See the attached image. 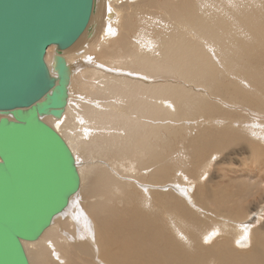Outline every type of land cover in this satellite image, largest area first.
<instances>
[{"label":"bare ground","instance_id":"bare-ground-1","mask_svg":"<svg viewBox=\"0 0 264 264\" xmlns=\"http://www.w3.org/2000/svg\"><path fill=\"white\" fill-rule=\"evenodd\" d=\"M258 1L232 0L235 15L212 23L206 0H95L75 45L49 48L46 63L65 87L64 105L60 117L48 112L40 119L68 144L80 187L37 241L24 242L30 264H55L50 248L66 253L67 264H264V196L251 203L264 188V149L257 145L264 136L255 122L264 120V2ZM231 20L240 38L231 36ZM13 113L0 112V120H14ZM202 118L217 131L202 127L191 142L198 170L190 178L174 172L153 142L161 131L175 135L181 121L197 126ZM237 142L253 146L255 174L245 171L231 192L223 183L205 186L219 160L210 149ZM125 198L133 211L116 206ZM122 211L129 221L118 218ZM219 218L237 227L228 233L242 234L241 246L253 232L247 253L233 249L234 238L200 245V238L207 243L218 235L215 225L225 227ZM91 220L90 239L84 235Z\"/></svg>","mask_w":264,"mask_h":264},{"label":"water","instance_id":"water-1","mask_svg":"<svg viewBox=\"0 0 264 264\" xmlns=\"http://www.w3.org/2000/svg\"><path fill=\"white\" fill-rule=\"evenodd\" d=\"M94 6L95 0H0V112H14V120H0V264H30L24 242L37 241L80 187L68 144L40 117H60L64 105L48 50L74 46Z\"/></svg>","mask_w":264,"mask_h":264},{"label":"rangeland","instance_id":"rangeland-1","mask_svg":"<svg viewBox=\"0 0 264 264\" xmlns=\"http://www.w3.org/2000/svg\"><path fill=\"white\" fill-rule=\"evenodd\" d=\"M206 2H207V4H206V8L204 10L205 11L207 10L206 11L207 14L205 15L207 22L215 23V21H217L220 16H224V17L228 18V14L226 12H229L231 15H235L234 11L231 7L232 0H206ZM258 2H264V0H259ZM256 5L258 6V3H256ZM263 7H264V3L262 4V8ZM254 9L255 8L252 5L251 11H254ZM226 22H228V21H226ZM229 23H231V25L234 27V28H231V30H230L231 36L234 39L240 38V36L242 34H240L239 25L237 23H234L233 20H231V22H229ZM158 32L161 33L162 31H158ZM171 32H173L175 34H180V31L176 32L175 29L174 30L172 29L170 31V33ZM224 77H225V75H224ZM243 79L245 80L244 77H242L241 80H243ZM78 80H79V78H78ZM223 80H228V79L225 77ZM79 81H81V80H79ZM172 82H177V81L173 80ZM194 92H197V90H195ZM226 95L227 94H225V96ZM235 111L237 112L238 110H235ZM221 114H223V110H222ZM235 118L237 119L238 116L235 115ZM244 118L247 121V120H251L252 117H250V115L248 113H245ZM202 119L200 120V122L197 126L190 123V122H194V121L186 122L187 124L185 122L181 121V122L177 123L176 125H174V127H173V132H175V135L168 136V134L166 132L161 131L160 137L162 136L163 139L161 138L158 141V143L155 141L153 142V143H155L153 145L154 148L157 147L155 149H157L161 152H163L162 150H164L165 152L163 154H168L167 155V161H165V162L169 161L168 165L174 169V172H176L179 169L180 171H184L185 174L187 173L188 176L190 175L189 176L190 178H194L195 175H192V173L193 172L195 173V170H198V168L196 167V164L194 163L193 150L190 147L191 142L194 141L195 140L194 138H196L198 136V132L204 130L203 128H205V130L217 131V127L213 124H209L210 121L207 118L206 119L202 118ZM207 122H209V123H207ZM255 122H256L257 126L262 127L258 131H259V133H262V135L264 136V130H263L264 129V120L261 118H256ZM182 123H184V124H182ZM240 123L241 122H238L235 124V130L236 131L239 129L241 131V129H243L242 128L243 126L240 125ZM181 124L183 125V127L179 126ZM199 125H201V127ZM185 126H186L187 131L185 130ZM183 130H184V132H183ZM177 132H181L183 135H178ZM164 133H166V134H164ZM257 145L264 149V142L260 141L257 143ZM251 147H253V146H251L250 144L246 145V143H240V142L225 143V146H220L219 148L212 147L210 149L211 154H213V153L218 154L219 160H218V164L216 166H210V168H212L211 175L209 178H207V180H209V181L206 180L207 183L205 186H208V183L211 182L213 184L210 183L208 187L214 188L216 186V184L223 183L224 185H226L228 187H232L231 189L228 188L230 190L229 192H231L234 188L232 184L239 177L246 175L245 171H247V174L249 171H252L254 173L255 167H257V164L256 165L251 164V163H253L252 162L253 161L252 156H251L252 152L250 151ZM232 161H233V163H232ZM80 162H81L82 166H86V163L84 164L85 161L81 160ZM165 162L163 164H165ZM137 164L138 163H136V165ZM136 165L134 164L135 167H137ZM223 169H226V170L224 171ZM148 176H150V175H148ZM263 177H264V175H263ZM149 179H150V177L147 178V182L149 181ZM171 179H174L173 174H171L169 182H171L170 181ZM263 186H264V183H263ZM214 190H215V188H214ZM197 191L194 190V191L190 192L191 200H192V197L195 195V192H197ZM261 196H264V188L263 187H262V190H260V193H258L254 196L251 203H254L255 201H257ZM207 202L209 205L211 204V208H213V210H216V207H218L217 204L216 203L214 204L213 201L211 202V201L207 200ZM121 203H122L121 205H120V203H118V205L116 204V206H120V208L122 207V209L125 208L126 211H124V212L131 211V210L133 211V207L135 205H133L132 203H129L126 200V198L123 201H121ZM261 204H263L261 206L264 207V202ZM202 208L203 209L207 208L208 212L213 213V211L210 210L209 207H207V206L202 207ZM124 212L122 211L121 213H117L118 218H121L123 216L126 220L129 221L132 216L131 217H125V215L123 214ZM254 214L255 213L252 212V215L248 216L245 221L250 222L251 219L255 217ZM219 219L222 222L223 226H225V227L220 228L222 225L221 226L218 224L215 225L218 229V235H216V236H209L208 235V239L210 241L207 243H204L202 241V239L200 238L199 239L200 245L202 247L206 248V247L212 246L213 244H215L218 241H225V240H228L230 238H234L236 240V244H235V247H233V249H235L238 252H242L244 249V251H245L244 253H247V250L249 248H251L252 245L254 244L253 232L249 231L250 235L249 236L247 235V238H248L247 242L241 246V245H239V242H240V236L242 234L240 236H233V234L229 235V233H228L230 228L232 230H236L237 227H233L231 225V223L225 222L221 218H219ZM261 219H264V215L262 216ZM258 222H255L253 224H257ZM208 229H212V227L210 226V228H208ZM94 230H95V222H94V220H91L90 221V229L87 230V231H89V233L87 235H84V237L91 239L94 235ZM212 231L215 232L214 228L212 229ZM50 249H51L50 250L51 258L55 264H67L69 262L67 254L64 253L61 249H59L57 253H56V250H52V248H50ZM28 250H29V252L30 251L32 253L34 252V249L32 247H29ZM34 264H37V263L34 262Z\"/></svg>","mask_w":264,"mask_h":264}]
</instances>
